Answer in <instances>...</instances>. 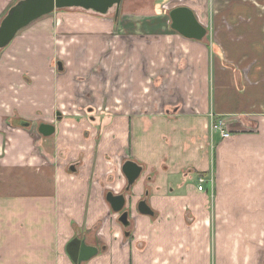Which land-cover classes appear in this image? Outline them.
I'll use <instances>...</instances> for the list:
<instances>
[{"label":"crops","instance_id":"crops-1","mask_svg":"<svg viewBox=\"0 0 264 264\" xmlns=\"http://www.w3.org/2000/svg\"><path fill=\"white\" fill-rule=\"evenodd\" d=\"M182 1L207 29L202 40L171 24L145 32L148 20L135 36H110L89 15L70 36L55 11L0 51V264H75L74 238L99 248L84 264H264V0ZM16 2L0 0V22ZM123 39L124 52L107 48ZM90 50L99 72L114 68L94 96L75 80L95 70ZM120 52L137 66L118 84ZM75 102L89 109L66 118L63 104ZM211 116L235 134L209 141ZM42 124L55 132L44 136ZM128 160L143 172L126 191ZM109 191L132 199L131 231ZM142 200L153 216L137 211Z\"/></svg>","mask_w":264,"mask_h":264},{"label":"rangeland","instance_id":"rangeland-1","mask_svg":"<svg viewBox=\"0 0 264 264\" xmlns=\"http://www.w3.org/2000/svg\"><path fill=\"white\" fill-rule=\"evenodd\" d=\"M229 1L230 0H219L220 3L223 2L222 4H224V6L227 5V3ZM246 1H248V0H246ZM253 1H256V2L260 1V3L263 4V2H262L263 0H253ZM182 4H184V1H182V0H125V1H123L122 5L120 7L118 18H116V8H113L112 10H110L108 15H99V14H96V13L91 12V11H85L82 9L74 8V9H64L61 11H56V13L54 15L55 16L54 20H56V25H58L59 29H63L65 27H67L66 30H67L68 35H70V36H73L72 31L74 29H78V27H79L80 23H79L78 19L81 17L80 15H89V16H91L92 21H95L97 19L103 20V21H100L101 23H100V25H98L96 27V30H99V31L103 30L104 32H106L107 35H110V36H113L111 31H113V32H120L121 31L120 33H115L114 36H123L122 31L132 35L131 32H132V30H134L135 27L140 32L138 27L146 26L148 24V23L146 24L147 20L149 21V25L145 29V32H152L153 30H158L159 28H162L163 26H164V30L167 31V30H169V26L171 24V19L169 16L170 11L173 10L174 8L180 7ZM216 9L219 10L221 8L216 7ZM53 14H51V15H53ZM262 14H264V12H262ZM57 16L59 18L61 17L62 19L64 16H73V17H72V19H69L66 21L61 19V21L58 22L57 18H56ZM41 21H48V19L46 17ZM140 25H142V26H140ZM156 26L158 27V29L156 28ZM141 31H144V30L142 29ZM132 36H135V35H132ZM62 40H66V39H62ZM109 40H106V42H108ZM129 40H130V42L133 41L131 39H129ZM207 40H209V39H207ZM66 41H67L68 46L70 44H72L73 41L76 44H78L77 37H74V39L66 40ZM134 41H135V43L133 42L134 44H136L138 42L137 43L138 46L142 44V41L135 40V39H134ZM119 42H120V44L117 41H115V42L112 41L110 44L107 45V48H110L111 50H115V49H117L119 51L122 50L124 52L125 49H123V47H122L123 42H125L124 39H123V41H119ZM125 43H127V41ZM89 53H90V57H89L88 61L92 62V66H93V68H95V70H91V71L87 72V74H86V72L84 70L79 69V70H77V75H76L77 77L75 80L77 83H79V85L83 84L85 81H86L85 83H91L92 91L90 93L91 94L90 96H92V95L94 96L96 94V88H97L99 81H102L99 74H107V77H108L109 72H106V70L108 69L109 71H112L114 68H113V64L111 66L106 65L107 69L102 70V72H99L100 67H98V66H100L99 64L102 61L98 58L97 52L94 53L93 51L90 50ZM117 57H118V68H120V71H115V72H118L117 74L119 75V73H120V75H121V77L119 76V81H118V84H119L120 81H123V82L128 81L127 78H125V76H126V73H131V72L125 71V67L128 65H132V68L137 66L136 65L137 60L135 57L133 58V56L128 57L127 54L121 55V52H120L117 55L112 56L111 62L114 60V58H117ZM113 72H112V74H113ZM244 72L247 75L251 72H254V70L249 72V68H248ZM237 73H238L237 76L239 79L240 78V72L237 71ZM80 74H82V75L86 74V75L82 76ZM105 78L106 77H104V79ZM131 78L134 79V77H131ZM149 79L151 80V77ZM88 94L89 93L86 91V95H88ZM78 103H80V102H75L74 104H63L62 111H63L64 116L66 118H68V117L69 118H75V117L76 118H82L81 113L83 111L81 112V110L86 111L87 109H89V107H88L89 105L88 106L87 105H85V106L80 105L79 106V105H77ZM262 103H264V100H262L258 103V107H260ZM261 107L264 110V104ZM168 109H170V113H168L170 115L177 113V111H176L177 105L172 106V107L171 106L166 107L165 112ZM72 111H77V113H74ZM165 114H167V113H165ZM155 115H157V117H158V114L155 113ZM160 116L162 117L160 119L164 118L162 115H160ZM242 120H244V119H242ZM209 126H210V130H211L209 141H211V142H213V138H214V142H215L216 139H224V138L227 139L229 137L231 138V135L235 134V133H232L231 130H229L227 124H224L221 120L213 118V116H211V118H210ZM227 134H229V137H224ZM35 135L38 136V133H35ZM214 146H215V143H214ZM214 155H215V152H214ZM201 177H203V176H200V178ZM199 181H200L201 185L204 186L205 180L203 178H201ZM204 190H205V188H204ZM132 202L133 201L131 200V203ZM130 205H127V209L129 208ZM132 208H133V205H132L131 209ZM76 227H77V229L79 228V226H76ZM122 229H123V231H125V230H127L128 232L131 231L130 229L125 228L123 225H122ZM78 232L81 235L82 232H80V231H78ZM129 238H130L129 240L126 238H123L122 247L124 246L123 250H125L126 248H129V250H130L129 255L132 256L134 248H133V246L128 247L130 245L131 240H132L131 236ZM89 241H93V239L91 238V240H89ZM140 247H141L140 248L141 250L144 249L143 245H141ZM100 263L101 262H99V260L95 261V264H100Z\"/></svg>","mask_w":264,"mask_h":264},{"label":"water","instance_id":"water-1","mask_svg":"<svg viewBox=\"0 0 264 264\" xmlns=\"http://www.w3.org/2000/svg\"><path fill=\"white\" fill-rule=\"evenodd\" d=\"M123 1L125 0H19L10 7L0 22V51L8 47L20 31L55 11L77 8L107 15L110 10L116 8V18H118ZM169 16L171 28L179 34L195 40H202L206 36L207 29L199 23L189 7L174 8ZM59 70H63L61 63ZM40 131L44 136H50L55 132V126L42 124ZM122 172L128 182L126 191H129L139 180L143 168L138 163L128 160L123 164ZM106 200L112 210L119 215L121 224L125 228L130 227V212L125 210L127 202L125 195H116L109 191ZM137 211L145 216L154 215V211L145 200L138 203ZM67 253L75 264H83L95 258L99 254V248L88 245L80 238H74L67 245Z\"/></svg>","mask_w":264,"mask_h":264},{"label":"flooded vegetation","instance_id":"flooded-vegetation-1","mask_svg":"<svg viewBox=\"0 0 264 264\" xmlns=\"http://www.w3.org/2000/svg\"><path fill=\"white\" fill-rule=\"evenodd\" d=\"M130 196H131V195H130ZM125 198H126V200H127L125 210H126V211H127V210L129 211L130 209H129V208L127 209V205H130V204H131V200H132V199H131L130 197L127 198V195H125ZM129 212H130V211H129ZM130 216H131V213H130ZM130 216H129V217H130Z\"/></svg>","mask_w":264,"mask_h":264},{"label":"built area","instance_id":"built-area-1","mask_svg":"<svg viewBox=\"0 0 264 264\" xmlns=\"http://www.w3.org/2000/svg\"><path fill=\"white\" fill-rule=\"evenodd\" d=\"M224 137H229V134L225 135ZM201 181H202V180H201ZM198 189H199L200 191H203V190H204V186L200 185V186L198 187Z\"/></svg>","mask_w":264,"mask_h":264},{"label":"trees","instance_id":"trees-1","mask_svg":"<svg viewBox=\"0 0 264 264\" xmlns=\"http://www.w3.org/2000/svg\"><path fill=\"white\" fill-rule=\"evenodd\" d=\"M17 1H19V0H17ZM64 10V9H63ZM58 11H61V10H58ZM5 15H6V13H5Z\"/></svg>","mask_w":264,"mask_h":264}]
</instances>
